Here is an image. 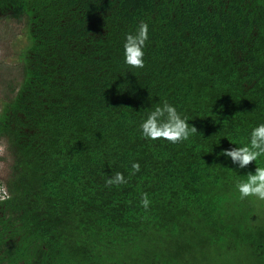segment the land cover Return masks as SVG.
Instances as JSON below:
<instances>
[{
	"label": "trees",
	"instance_id": "16d2710c",
	"mask_svg": "<svg viewBox=\"0 0 264 264\" xmlns=\"http://www.w3.org/2000/svg\"><path fill=\"white\" fill-rule=\"evenodd\" d=\"M0 16L28 38L0 103V264H264V201L236 187L264 156L221 155L264 123V0H0ZM165 100L198 133L144 138Z\"/></svg>",
	"mask_w": 264,
	"mask_h": 264
},
{
	"label": "clouds",
	"instance_id": "9594fccd",
	"mask_svg": "<svg viewBox=\"0 0 264 264\" xmlns=\"http://www.w3.org/2000/svg\"><path fill=\"white\" fill-rule=\"evenodd\" d=\"M148 36L149 25L145 21L139 23L135 32L126 34L124 57L125 63L131 68L142 69L145 67L144 48ZM140 129L142 136L146 139L165 140L173 144L187 141L191 135L198 133L196 127L188 123L187 117H182L176 107L166 100L148 113L146 119L141 123ZM221 155L230 157L232 162L240 168H245L252 162H256L264 156V123H260L251 130L248 143L232 149H225ZM131 167V175L140 171L138 162H134ZM245 177L246 179L241 180L236 185L240 199L255 197L264 201V167L256 166L255 173L249 172ZM126 183L127 180L121 172H116L105 181L107 187ZM7 196L5 189L4 196L0 199ZM140 204L145 210L149 208L151 201L147 193L142 194Z\"/></svg>",
	"mask_w": 264,
	"mask_h": 264
},
{
	"label": "rangeland",
	"instance_id": "374dc122",
	"mask_svg": "<svg viewBox=\"0 0 264 264\" xmlns=\"http://www.w3.org/2000/svg\"><path fill=\"white\" fill-rule=\"evenodd\" d=\"M26 27V20L18 21L0 16V103L2 93L21 84L22 74L18 53L28 42ZM5 151V145L0 144V152L5 154ZM10 163L9 160L1 163L0 182L7 179ZM3 187L6 189L5 186Z\"/></svg>",
	"mask_w": 264,
	"mask_h": 264
},
{
	"label": "built area",
	"instance_id": "2783aa9c",
	"mask_svg": "<svg viewBox=\"0 0 264 264\" xmlns=\"http://www.w3.org/2000/svg\"><path fill=\"white\" fill-rule=\"evenodd\" d=\"M4 190H5V188L1 185L0 186V197L4 196Z\"/></svg>",
	"mask_w": 264,
	"mask_h": 264
}]
</instances>
